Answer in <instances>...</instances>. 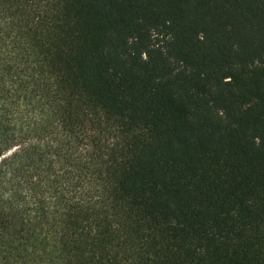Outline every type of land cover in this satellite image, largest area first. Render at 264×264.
<instances>
[{
  "label": "trees",
  "instance_id": "trees-1",
  "mask_svg": "<svg viewBox=\"0 0 264 264\" xmlns=\"http://www.w3.org/2000/svg\"><path fill=\"white\" fill-rule=\"evenodd\" d=\"M0 264H264V0H0Z\"/></svg>",
  "mask_w": 264,
  "mask_h": 264
}]
</instances>
